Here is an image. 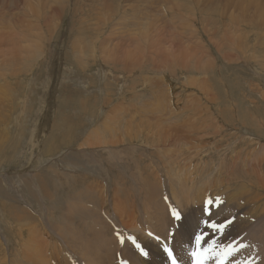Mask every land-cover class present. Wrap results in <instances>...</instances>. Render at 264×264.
<instances>
[{
  "label": "rangeland",
  "instance_id": "rangeland-1",
  "mask_svg": "<svg viewBox=\"0 0 264 264\" xmlns=\"http://www.w3.org/2000/svg\"><path fill=\"white\" fill-rule=\"evenodd\" d=\"M4 1L8 6L0 4L5 18L0 20V231L14 261H19L14 264H25L24 253L15 250L24 244L31 227L55 243L54 228L46 221L63 222L66 204L62 203L72 201L84 177L114 216L122 198L113 185L122 171L132 179H126L130 192L144 188L143 168L149 164L158 174L169 171V182L159 186L168 187L174 169L182 171L187 189L206 185L211 194L224 186L233 193L242 182L237 179L255 169V156L264 143V0H59L58 4L22 0L19 9L16 0ZM39 1L40 7L33 9ZM53 7L58 16L51 13ZM225 7L243 19L240 25L235 23L241 19L224 13ZM32 9L40 19L41 36L27 39L37 45L38 58L19 52L24 44L20 38L31 33L26 24L35 23ZM17 19L26 26L24 34ZM142 28L151 32L148 49L145 43L136 45V40L143 41ZM104 46L113 52L110 60L104 59ZM231 46H236L238 60L231 58ZM181 49L203 61L189 58L186 68L170 56ZM132 50L135 58L126 55ZM197 66L208 69L207 78L193 69ZM91 136L107 140L106 146H95L98 140ZM115 136L117 144L111 143ZM171 140L183 143L168 147ZM108 151L120 155L109 159ZM85 154L96 155L101 163L90 171L74 166L75 158L85 168L89 165ZM35 202L29 216L33 222L20 212L9 215L10 203L19 207ZM20 233L26 235L21 238ZM41 235L37 238L42 243Z\"/></svg>",
  "mask_w": 264,
  "mask_h": 264
},
{
  "label": "bare ground",
  "instance_id": "bare-ground-1",
  "mask_svg": "<svg viewBox=\"0 0 264 264\" xmlns=\"http://www.w3.org/2000/svg\"><path fill=\"white\" fill-rule=\"evenodd\" d=\"M46 1H48V0H46ZM51 1L55 4L59 3V0H50V2L49 1L48 2L52 3ZM228 2L229 3L231 2L229 5L233 4L232 1H228ZM19 3L22 4L23 3L22 0H16L15 8L19 9V6H20ZM38 3H39L38 5L34 4L33 9L36 8L37 6L40 7L42 2L40 3V1H39ZM0 4H2V8H4V9H6L8 6L7 1H4L2 3V0H0ZM44 4H45V2H44ZM62 4H63V2H61V6H62ZM109 4H110V2H109ZM153 4H154V2H153ZM261 4H259V6H261ZM31 5H33V4H31ZM31 5L28 4L27 6L29 7ZM241 5L243 6L244 4H241ZM27 6H24V7L26 8ZM58 8H59V6H58ZM33 9H32V11L34 12ZM236 9L244 11V9H242V8H236ZM231 10L232 9L230 7H225L224 13L225 14L229 13V15H230L229 17H231L235 20L241 19V18H236V15H237L236 12L231 11ZM2 11H5V10H2ZM32 11H30V12H32ZM111 11H113V10H111ZM200 11H202V10H200ZM227 11H229V12H227ZM33 12H32V14H33V17H35V19H34L35 23L26 24L27 28L29 29V31L31 33H29L30 35L27 34V36H24V38H20L22 40V41L21 40L20 41L24 42V44H22L23 46H19V47H21L19 52L22 54L25 51H27V53L29 55L32 54L33 56H35V55L38 56L39 51L37 50V45L34 42L29 41L27 39L28 37H40L41 36L38 33L39 25H40V23L38 21L40 19L37 15V12L36 11L34 13ZM55 12H58V11L54 8V10H52L51 13H55ZM215 13L219 14V12H215ZM224 13H223V15H224ZM55 14H57V16H58V13H55ZM3 15H4L3 13H0V20L5 19V18H2ZM223 15L221 12V16H223ZM28 16H29V14H28ZM242 20L243 19L239 20L235 24L240 25L242 23ZM16 24H18V26L20 28H22L21 33L24 34L23 31H25V29H26L24 22L21 19H17ZM8 28H9V26H8ZM142 30H143V28H142ZM26 31L29 32L28 30H26ZM149 31L150 30H143L141 32V34H142L141 37L143 38V41L141 39L136 40L137 46H142V43H145V45L143 47L145 49L150 48L149 42H151V41H149V40L151 38L148 39V34L151 32H149ZM9 34L10 33L7 32L6 35L14 36V35H12L13 33L10 35ZM43 35H44V33H43ZM236 37H238V36H236ZM154 38H156V37H154ZM154 38H152V39L154 40ZM12 41H13V39H12ZM16 41H18V40H16ZM154 41L156 42V40H154ZM19 43L17 45H19ZM158 43H159V41H158ZM13 44H15V43H13ZM15 46H16V44H15ZM175 46H174V49H175ZM124 47L127 48L126 46H124ZM221 47L223 48V46H221ZM231 47L233 48V50L229 51V52H232L234 54L231 56V58L238 60L239 55H238V52H236L237 51V48H235L236 46L235 47L231 46ZM165 48H163V49H165ZM100 49H101V47H100ZM158 49H159V47H158ZM160 49H162V48H160ZM184 49H185V47H184ZM184 49L183 50L181 49L182 50L180 53V54H182L181 58H179L180 54H177L176 51H172L170 56L172 58L174 57L175 58V59L173 58L174 60L183 61L181 63L184 66H187L186 68H188V62H184V61H188L189 58H191L195 61H203L202 57H198V55L196 53H192L191 51L189 52V54L194 56V57L187 56L186 54L188 52L185 51ZM37 51H38V54H37ZM111 52H112V50L110 51V54H109V46H104V59L110 60L111 59V57H110ZM155 52H157V51H155ZM158 52H160V51H158ZM163 53H165V52L163 51ZM127 54H129L130 56H134V58L137 56V53H135L134 50L129 51V52L127 51L126 55ZM160 54H162V53H158V55H160ZM18 55H20V54H18ZM76 55H78V54H76ZM37 56H35V57H37ZM160 57H162V56H160ZM14 61H17V60L14 59ZM24 61H26V60H24ZM11 64L12 63H9V65H11ZM198 64H200V62H198ZM16 65H18V64H16ZM180 66H181V64H180ZM207 67L209 68V66H207ZM86 68H87V66H86ZM193 69H197V70L200 69L202 72H204L205 78H207L206 74H208L207 73L208 69L206 67L197 66V67H194ZM191 81L193 82L194 79H191ZM202 82H204V81H202ZM202 86H204V85H202ZM204 88H206V87H204ZM209 88H210V86H209ZM2 93H3V91L0 94H2ZM213 96H214V94H213ZM263 100H264V98H263ZM107 129H108V127H107ZM116 137H117V139L119 138L118 136H115V139H116ZM90 138L98 140V141H95L96 142L95 146H97L100 143H103L101 139L99 140V138H95L93 136H91ZM161 138L162 137H160V139ZM202 138H204V137H202ZM117 139H116V141H114V139H113V141H111V143L117 144L118 143ZM121 139L122 138H120L119 140H121ZM130 139H131V137H130ZM158 139H159V137H158ZM54 140H56V139H54ZM262 140L263 139L259 137V141H262ZM105 141H107V140H105ZM105 141H104V143H105ZM146 141L148 142V140H146ZM181 141L171 140L167 144H168V147H173V146L179 144V142L183 143ZM85 142L87 143V141H85ZM150 142H152V141H150ZM166 142H168V141H166ZM198 145H199V143L197 142L196 147H198ZM260 146H261V148L259 150L261 151V153H258L255 156V159H256L255 169L254 170L249 169L250 171L248 170L249 172H247L248 173L247 175H243L242 179H237V181L240 180L242 182H238L236 184V189L234 188L235 190L233 193L227 192L226 191L227 187H225L224 185H223L224 187L222 189L225 192L217 191V192L211 193V194H209V193L207 194V190H210L211 187H207L204 184H203L204 186L200 187V188L197 185L196 187L198 189L196 191H193V189H187L185 183L182 184L183 176H184L182 171H180V173L178 174L175 172L174 169H171V172L174 171L173 175H172L173 179L170 182V184H168V187L167 188L162 187L161 184L159 186L158 183H163L164 180L165 181L169 180V178H168V172L169 171L166 172V170H165L164 175L158 174L159 170H156L155 172H154V170L152 171L151 168L149 167V164H148V166L144 167V165L146 163L144 165L142 164L143 165L142 167H144L143 168L144 169L143 170L144 171L143 183L145 185L144 188L142 190H138L136 192H130L127 189L128 182L126 180L130 177H129L127 172L122 171L123 175H120V177H118L120 179V181H115V184L113 185V186H115L114 188L117 191L116 193L122 194V195L120 194V197L122 198V202L119 203L120 208L114 209L116 212V214L114 213L115 214L114 216H112L113 212L111 211V209H108V205L105 202L104 203L107 205L105 207H104V203L102 204L101 202H99L98 196L96 194L97 192L94 190V186L92 185L93 187L91 186L92 188H89V186L86 185L87 177H84L83 178V185L80 187V190L78 191V193L73 197L72 201L62 203V204H64V203L66 204V207L64 209L65 212H63L64 215L60 218L63 220V222L60 223L58 220L57 222L54 221V223L52 224L51 221H48V222L46 221L49 228H51V227L54 228L53 229V233H54L53 235L54 236L56 235V237H57V240L55 241V243L49 242L50 236L46 233H44V234L42 233L43 235L38 234V235L42 236L41 237L42 243H41L39 240L40 237L37 238V236H38V235H36L37 231L34 230L33 227H31L30 228L31 230H29L28 237L24 241V244L22 246L19 245L20 248H17L15 251L17 252V254L20 253L21 256H22V253H24L25 256L23 258H25V259H23V262L25 264H123L126 262H128V264H170V260H169V257L167 255V251L165 250V248L167 247V248L172 249L174 255L177 257V260L180 264H190L192 261L191 252L196 248L195 237L197 235L203 234L204 240H203L202 245H201L202 248L209 247V245H211L213 243V241H215L216 244L218 246H221V247L227 246L229 243H232L237 248H239V246L241 244L245 245V247L240 248L239 251L235 252L232 256H230L228 258L227 264H264V143L261 144ZM163 149H164V147H163ZM167 149H169V148H167ZM105 150L107 151L108 149H105ZM105 150H103V151H105ZM107 154H108V158L110 159V158L116 156V154L120 155V152L116 151L115 153H112L111 151H108ZM85 158L87 159V161H88L87 163L89 164L86 168L83 166L82 163L79 164L81 160H79L78 158L74 159V161H73L74 166L81 167V169L85 170V171H88V170L90 171V170H94L96 168V166L99 163H101V160L96 155L85 154ZM167 159H168V157H167ZM251 164H253V163H251ZM169 167H170V165H169ZM124 168L127 171V167H124ZM88 176H89V174H88ZM75 180L78 181L79 178H77V179L75 178ZM94 183H96V181ZM123 187L125 189L124 191H122ZM150 187H152V188H150ZM214 187H216V186H214ZM135 194H136V196H135ZM217 199H219L221 201L219 206H216V204H215V201ZM209 200L213 201V203L210 205H206V202ZM14 203H13V205H14ZM35 204H36V202L31 204V206L22 205V206L18 207L15 205L12 206L10 203L8 205L9 215L10 216H13L14 214L17 215V213L20 212L23 215L21 217L22 218L24 217V219L26 221H29V219L32 220L33 217L29 218V216L32 214L31 210H33L35 208V206H34ZM206 206L209 209L208 212L203 211ZM173 209L177 210L180 213L181 218L179 220H177L172 215ZM141 214L143 216H141ZM31 216H33V215H31ZM21 217L20 218L18 217L19 220L22 219ZM48 220H50V219H48ZM227 220H232L233 222L231 225H229L225 228L223 233L218 232V231L214 232V231H212L211 228L208 227V225L213 223V222L225 223ZM15 221H17V220L15 219ZM21 221H22L21 223L23 225L24 221L23 220H21ZM33 221L34 220H32V222ZM20 226H21V224H20ZM37 227H38V225H37ZM48 227L44 226L43 228L48 229ZM36 229L38 230V228H36ZM22 231H23V229H22ZM38 233H40V232L38 231ZM23 235H26V234L20 233L21 238H23ZM1 236H3V235H1V231H0V264H14L13 262H15V263L19 262V261H14L15 256H14L13 252L9 250L10 249L9 246L5 245V242L3 243ZM3 239H4V241H7L6 236ZM45 239H47V240H45ZM121 239L123 240V243L121 242ZM133 241H135V243ZM9 243L13 244L11 242H9ZM137 245H139V247H137ZM124 258H126V260ZM20 259H22V258H20ZM208 264H215V259L209 260Z\"/></svg>",
  "mask_w": 264,
  "mask_h": 264
},
{
  "label": "snow or ice",
  "instance_id": "snow-or-ice-1",
  "mask_svg": "<svg viewBox=\"0 0 264 264\" xmlns=\"http://www.w3.org/2000/svg\"><path fill=\"white\" fill-rule=\"evenodd\" d=\"M213 201L209 200L206 202V205L212 204ZM221 201L217 199L215 201L216 206H219ZM208 207L206 206L203 211L208 212ZM172 215L179 220L181 218L180 213L173 209ZM232 220H227L225 223H211L208 225L209 228L214 232L223 233L225 228L232 224ZM204 240V235H197L195 237L196 248L191 252L192 264H208V261L211 259H215V264H227L228 258L232 256L235 252L239 251L240 248L245 247V245L241 244L239 248L235 247L232 243H229L227 246H218L215 241L209 247L202 248V242ZM123 243V240L121 239ZM135 243V241H133ZM139 247V245H137ZM168 253V257L171 260V264H177V259L173 255V251L170 248H165Z\"/></svg>",
  "mask_w": 264,
  "mask_h": 264
}]
</instances>
